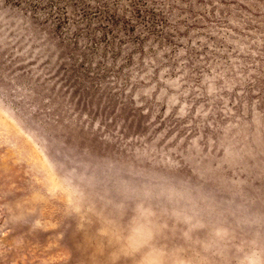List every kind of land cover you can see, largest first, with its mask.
<instances>
[{
    "label": "rangeland",
    "instance_id": "374dc122",
    "mask_svg": "<svg viewBox=\"0 0 264 264\" xmlns=\"http://www.w3.org/2000/svg\"><path fill=\"white\" fill-rule=\"evenodd\" d=\"M0 264H264V0H0Z\"/></svg>",
    "mask_w": 264,
    "mask_h": 264
}]
</instances>
